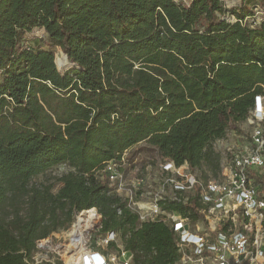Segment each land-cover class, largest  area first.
Listing matches in <instances>:
<instances>
[{
	"label": "trees",
	"instance_id": "16d2710c",
	"mask_svg": "<svg viewBox=\"0 0 264 264\" xmlns=\"http://www.w3.org/2000/svg\"><path fill=\"white\" fill-rule=\"evenodd\" d=\"M224 8L221 0H0V264H31L38 241L93 208L97 235L115 234L133 264L177 262L171 228L140 222L96 174L146 142L176 166L218 176L212 144L227 137L224 121H244L257 97L264 107V20L248 26L244 7L227 10L230 23L217 17ZM33 29L43 30L45 48L26 41ZM55 49L72 68L57 69ZM63 164L71 171L56 192L32 184ZM164 207L195 219L192 202Z\"/></svg>",
	"mask_w": 264,
	"mask_h": 264
},
{
	"label": "built area",
	"instance_id": "2783aa9c",
	"mask_svg": "<svg viewBox=\"0 0 264 264\" xmlns=\"http://www.w3.org/2000/svg\"><path fill=\"white\" fill-rule=\"evenodd\" d=\"M227 10L217 17L235 23ZM260 11L264 15V4ZM248 117L264 124L260 97ZM131 149L107 161L97 173H102L110 193L122 198L140 222H162L171 228L179 255L175 264H264V126L255 128L248 145L220 164L215 178H205L187 164L176 166L158 154L156 178L127 183L123 169L130 164ZM141 184L145 185L142 192ZM189 202L194 205L195 219L164 207ZM90 211L101 219L94 208L80 213ZM115 237L113 233L100 236L99 250L79 249L81 243L76 241L71 247L79 253L74 256L83 257L80 264H133L131 254L117 245ZM110 243L116 244L114 251L109 250Z\"/></svg>",
	"mask_w": 264,
	"mask_h": 264
},
{
	"label": "rangeland",
	"instance_id": "374dc122",
	"mask_svg": "<svg viewBox=\"0 0 264 264\" xmlns=\"http://www.w3.org/2000/svg\"><path fill=\"white\" fill-rule=\"evenodd\" d=\"M175 1L179 4L188 5L190 0ZM223 4L226 8H228V10H236L238 13H241L244 7H248L250 14H252L249 15V17H247L245 20L248 26H255L256 24L258 25L264 18V15H261L262 13L260 11V4L256 5L255 7H250L246 6L247 3L244 0H223ZM229 16H232V14ZM253 23L256 24L254 25ZM26 41L29 42V44H31L33 47L39 48H45L47 44V38L42 29H33L27 33ZM54 52L55 64L59 71L64 72L67 69L73 67L69 63L62 65V57L64 54L59 49H55ZM57 59L59 60V64L56 63ZM224 123L229 128L227 137L212 144V148L218 154L220 163L222 164L226 161H229L232 153L237 152L243 149L244 146L248 145L255 128L264 126L262 123L252 121L250 117H247L244 121L238 122L235 125H231V122L229 121H224ZM128 158H131L130 164L127 163L123 169V177L127 183L132 181L134 182L137 180V178L146 180V178L149 177H157L158 173L156 172V164L158 163L160 156L154 150V148L150 147L146 142L140 143L133 147ZM70 171V168L65 164L54 166L48 169L45 173L36 176L32 180V184H44L46 186H51L52 192H56L61 186V184L58 182V178ZM96 175L100 181L104 182L101 172L97 173ZM144 186V184L140 185V192H142V190L144 191ZM141 201H145V199ZM88 217L89 215L86 212L78 213L73 217L72 223L66 230L53 232L55 233L53 236V233H51L48 238L38 241L36 245V252L34 253L31 264H67L68 257L77 255L79 253L77 250L78 248L73 249L71 247L70 239L72 237L69 236V234L79 219L83 220L81 222V232L82 235H84L82 236V243L79 249H101V242L99 241L100 236L97 235L100 217L98 215L99 218H95V220H92V222L89 221L90 223L87 221ZM115 240L117 245L122 247L117 237H115ZM109 250L114 251L112 248H109Z\"/></svg>",
	"mask_w": 264,
	"mask_h": 264
},
{
	"label": "bare ground",
	"instance_id": "6f19581e",
	"mask_svg": "<svg viewBox=\"0 0 264 264\" xmlns=\"http://www.w3.org/2000/svg\"><path fill=\"white\" fill-rule=\"evenodd\" d=\"M89 217H88V222H92V220L96 217L95 216V211H90L88 213ZM78 222L74 225L71 233L69 234V236H71L72 238H74L72 240V243L70 244L72 247H74V243L77 241L78 244L82 243V232H81V222L83 221L82 219L77 220ZM94 221V220H93ZM89 222V223H90ZM87 228V227H86ZM85 228V229H86ZM89 230H90V226H89ZM91 232V231H90ZM84 233V232H83ZM87 235V234H86ZM67 250V249H66ZM71 252V251H70ZM68 255V254H67ZM83 261V257L80 256L79 258H76L74 256H70L68 257L67 260V264H80Z\"/></svg>",
	"mask_w": 264,
	"mask_h": 264
},
{
	"label": "water",
	"instance_id": "95a60500",
	"mask_svg": "<svg viewBox=\"0 0 264 264\" xmlns=\"http://www.w3.org/2000/svg\"><path fill=\"white\" fill-rule=\"evenodd\" d=\"M64 58L66 59V56L64 55ZM67 60V59H66ZM68 63V62H67Z\"/></svg>",
	"mask_w": 264,
	"mask_h": 264
}]
</instances>
